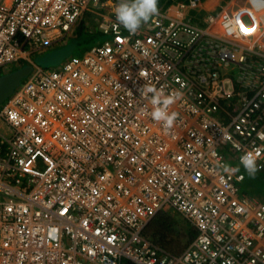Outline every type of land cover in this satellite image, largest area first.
<instances>
[{
	"label": "built area",
	"instance_id": "2783aa9c",
	"mask_svg": "<svg viewBox=\"0 0 264 264\" xmlns=\"http://www.w3.org/2000/svg\"><path fill=\"white\" fill-rule=\"evenodd\" d=\"M119 2L0 0V74L33 66L0 105V264H264V202L239 163L264 170V0L203 23L159 9L135 34ZM89 13L104 41L34 64ZM144 86L182 93L171 129ZM167 211L195 232L179 254L145 235Z\"/></svg>",
	"mask_w": 264,
	"mask_h": 264
},
{
	"label": "rangeland",
	"instance_id": "374dc122",
	"mask_svg": "<svg viewBox=\"0 0 264 264\" xmlns=\"http://www.w3.org/2000/svg\"><path fill=\"white\" fill-rule=\"evenodd\" d=\"M192 0H168L164 6L160 7L163 11H168L172 14H176L177 16H186L191 18L192 16L197 17L199 22H205L210 17L216 16L219 12H221L227 6L230 8L238 3L239 0H200V4L195 11H191L190 2ZM232 1V2H231ZM231 3V4H230ZM94 16L89 13L84 17V25L86 33H82L80 37L74 35V32L66 39L64 42V48L59 50L58 55L55 54V51L48 52L46 54H41L36 57V63L43 69H52L58 67L62 63H64L67 59L80 56L79 53V44H83V47L93 46L96 43H101L106 39V37L99 32L98 25L99 19H94ZM194 18V17H193ZM98 34L96 38L91 40H86L89 36L88 34ZM13 72V71H12ZM30 74L23 77L20 81V85L23 84L28 78ZM259 175L264 174L257 171ZM165 216L168 218L170 223L174 224L175 230L178 231V235L186 236L190 233L191 227L190 225L177 213L172 211L164 212ZM185 242L187 239L185 238Z\"/></svg>",
	"mask_w": 264,
	"mask_h": 264
},
{
	"label": "clouds",
	"instance_id": "9594fccd",
	"mask_svg": "<svg viewBox=\"0 0 264 264\" xmlns=\"http://www.w3.org/2000/svg\"><path fill=\"white\" fill-rule=\"evenodd\" d=\"M159 12L158 0H120L114 8L113 14L116 22L131 34H135L143 24L148 23ZM151 94V118L162 124L167 130L174 126L178 113L170 111V106L181 98L182 93L164 94L152 86H144L141 95ZM243 169L250 175L258 171L257 159L251 152L245 153L239 161ZM223 172L233 171L227 164H219Z\"/></svg>",
	"mask_w": 264,
	"mask_h": 264
},
{
	"label": "trees",
	"instance_id": "16d2710c",
	"mask_svg": "<svg viewBox=\"0 0 264 264\" xmlns=\"http://www.w3.org/2000/svg\"><path fill=\"white\" fill-rule=\"evenodd\" d=\"M168 0H158V8L165 5V3ZM82 33H86L85 31V25L84 20H82L77 28L75 29L74 35H77L78 37L81 36ZM88 34V33H87ZM96 35L98 34H88V38L86 39L88 41L96 38ZM64 43L54 46L52 48H49L43 52L37 53L33 57V62L36 66H39L36 63V57L41 54H46L48 52L55 51V54L58 55L59 50L64 48ZM89 47H83V44H79V53L82 57ZM63 64V63H62ZM60 66V65H59ZM25 66H21L20 68H23ZM40 67V66H39ZM20 68H15L13 70H10L7 73H10L12 71H15ZM4 73H1L3 75ZM264 174V170L259 171ZM243 192L250 196L258 197L260 200L264 202V178L263 175H259L258 172H256L254 175L247 174V178L245 181V184L243 186ZM178 231L175 230L174 224L170 223L168 218L165 216V214H159L145 229V235L151 239L153 242H155L157 245L169 250L170 252L174 254H179L182 252L188 244L195 238V232L191 229L190 233L187 235V237L178 235ZM185 238L187 239V242H185ZM129 264V263H126Z\"/></svg>",
	"mask_w": 264,
	"mask_h": 264
},
{
	"label": "water",
	"instance_id": "95a60500",
	"mask_svg": "<svg viewBox=\"0 0 264 264\" xmlns=\"http://www.w3.org/2000/svg\"><path fill=\"white\" fill-rule=\"evenodd\" d=\"M32 71L33 66L29 65L0 76V105L14 94L20 86L21 79Z\"/></svg>",
	"mask_w": 264,
	"mask_h": 264
},
{
	"label": "crops",
	"instance_id": "0c3cea01",
	"mask_svg": "<svg viewBox=\"0 0 264 264\" xmlns=\"http://www.w3.org/2000/svg\"><path fill=\"white\" fill-rule=\"evenodd\" d=\"M74 31H75V30H74ZM61 65H62V64H61ZM61 65H60V66H61ZM58 67H59V66H58ZM55 68H57V67H55ZM3 75H5V73H4Z\"/></svg>",
	"mask_w": 264,
	"mask_h": 264
},
{
	"label": "bare ground",
	"instance_id": "6f19581e",
	"mask_svg": "<svg viewBox=\"0 0 264 264\" xmlns=\"http://www.w3.org/2000/svg\"><path fill=\"white\" fill-rule=\"evenodd\" d=\"M236 4V3H235Z\"/></svg>",
	"mask_w": 264,
	"mask_h": 264
}]
</instances>
